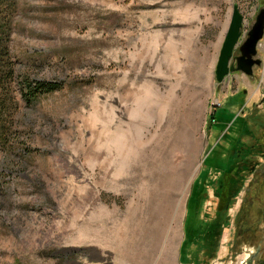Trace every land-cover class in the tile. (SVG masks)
<instances>
[{
	"label": "rangeland",
	"instance_id": "obj_1",
	"mask_svg": "<svg viewBox=\"0 0 264 264\" xmlns=\"http://www.w3.org/2000/svg\"><path fill=\"white\" fill-rule=\"evenodd\" d=\"M12 1L0 264L245 259L236 215L264 208V54L216 80L242 0ZM26 77L56 88L29 105Z\"/></svg>",
	"mask_w": 264,
	"mask_h": 264
},
{
	"label": "trees",
	"instance_id": "obj_2",
	"mask_svg": "<svg viewBox=\"0 0 264 264\" xmlns=\"http://www.w3.org/2000/svg\"><path fill=\"white\" fill-rule=\"evenodd\" d=\"M7 12H10V17L6 15ZM14 12H16V7L12 0H0V136L2 137H7L9 133L5 123L11 117L12 106H18L12 95L17 71L10 49L14 32L11 18ZM55 88L48 83L33 81L30 77H26L21 82L23 98L29 105L36 102L45 91H53Z\"/></svg>",
	"mask_w": 264,
	"mask_h": 264
},
{
	"label": "water",
	"instance_id": "obj_3",
	"mask_svg": "<svg viewBox=\"0 0 264 264\" xmlns=\"http://www.w3.org/2000/svg\"><path fill=\"white\" fill-rule=\"evenodd\" d=\"M243 30L244 16L236 5L216 67V80L220 84L236 72L253 76L255 68L262 64L257 56L259 45L264 39V9L260 11L255 25L249 32L247 39L242 43ZM237 49L240 51L238 56L235 55Z\"/></svg>",
	"mask_w": 264,
	"mask_h": 264
},
{
	"label": "flooded vegetation",
	"instance_id": "obj_4",
	"mask_svg": "<svg viewBox=\"0 0 264 264\" xmlns=\"http://www.w3.org/2000/svg\"><path fill=\"white\" fill-rule=\"evenodd\" d=\"M262 172H264V169ZM261 187L264 188V179L256 190L259 191L258 188L260 189ZM255 198L259 200L258 203L263 202L261 201L262 198H258V196H255ZM239 209L240 211L236 215L238 220L237 232L233 242V250L236 251V253L232 257L235 260L239 259V247H242L244 244L246 246L248 243V245L251 246L246 249L248 254L246 258L239 261L238 264H264V208L262 211H256L254 208L251 213L247 214L244 213L243 206L239 207ZM245 218L248 222H244V224L239 226L240 219L244 220Z\"/></svg>",
	"mask_w": 264,
	"mask_h": 264
},
{
	"label": "built area",
	"instance_id": "obj_5",
	"mask_svg": "<svg viewBox=\"0 0 264 264\" xmlns=\"http://www.w3.org/2000/svg\"><path fill=\"white\" fill-rule=\"evenodd\" d=\"M240 7L242 8L241 13L244 16V28H245L249 24V20L254 19L255 16H257V9H256L257 6H255L254 0H242ZM259 49L264 54V39L260 43ZM262 64H263V61H262Z\"/></svg>",
	"mask_w": 264,
	"mask_h": 264
}]
</instances>
